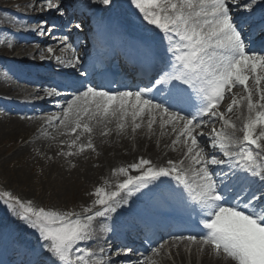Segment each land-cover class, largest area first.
Instances as JSON below:
<instances>
[{
	"label": "snow or ice",
	"instance_id": "6c2138e0",
	"mask_svg": "<svg viewBox=\"0 0 264 264\" xmlns=\"http://www.w3.org/2000/svg\"><path fill=\"white\" fill-rule=\"evenodd\" d=\"M92 3L111 7L113 0ZM130 5L160 35L161 53L148 86L105 88L80 83L88 70L69 43V35H65L58 39L61 52L70 50L73 55L58 56L49 46L47 59L76 69L79 75L66 85L74 89L70 98L58 104L60 111L49 115L45 123L60 130L59 135L73 137L60 141L69 149L76 148L75 152L61 148L57 153L67 157L85 149L95 150L92 121L111 123L115 118L117 134L128 128L135 133L147 116L149 133L154 125L160 129L170 126L175 134L171 144L180 146L182 158L154 165L141 157L128 166L138 175H129L128 169L121 167L119 172L127 178L111 191L96 187L91 194L95 198L80 212L34 207L31 201L8 193L0 199L19 222L38 233L39 247L32 249L34 264H115L111 249L107 250L109 258H105V248L97 250L87 245L113 231L104 221L118 213L135 193L162 178H171L187 193L185 202H191L189 206L196 214L192 223L198 231L171 236L152 247L151 256L140 254V264H156L153 256L164 252L170 257L172 248L178 249L181 244L189 253L196 246L200 253L223 256L227 264H264V54L252 50L256 41L245 30L248 26L264 33V10L259 20L252 18L255 7L264 5V0H243L247 15L233 13L232 8L240 6L239 0H130ZM41 10L55 11L60 17L66 11L62 0H44ZM81 26L77 23L74 27ZM56 30L48 20L32 29L41 35ZM250 78L254 79V90L249 87ZM236 87L246 95L239 99L233 96L226 111L246 103L248 114L240 128L221 111L226 94ZM153 93L160 94L159 99ZM256 94L259 98L254 100ZM45 95L55 98L61 93L51 87L45 89ZM217 121L222 122L220 130L202 131ZM111 132L105 127L101 135ZM85 134L87 143L78 144ZM209 144L211 151L206 152ZM132 252V248H123L114 255L119 258Z\"/></svg>",
	"mask_w": 264,
	"mask_h": 264
},
{
	"label": "bare ground",
	"instance_id": "6f19581e",
	"mask_svg": "<svg viewBox=\"0 0 264 264\" xmlns=\"http://www.w3.org/2000/svg\"><path fill=\"white\" fill-rule=\"evenodd\" d=\"M92 1V0H90ZM8 3L11 7L17 10L16 13H9L3 9H0V26H5L7 29L0 28V34L4 36L6 46L4 48L3 54L11 55L18 49V58L22 63H13L7 62L0 59V115H3L7 121L10 122L9 133L10 140L15 141V138H21L24 142L22 145L13 144L14 148L12 150V155L9 157H16L20 154L26 152L30 156L34 155L35 152L42 154L44 152L46 157L48 154L53 155V167L50 169V172L56 170L58 172L57 177L62 176V173L69 166L71 173L81 174V179L88 182L92 188V192L96 187H103L106 191L114 190L115 186L122 182L123 179L127 177L119 172L121 167L128 169L129 175H138L137 170L131 169L128 166L138 162V160L143 157L150 159L154 165L165 164L167 160H180L182 158V151L179 145L173 146L171 144L172 139L175 134L171 133L170 126L165 129H160L158 124L153 126V131L149 133L146 128V122L148 117H144V124L140 129H137L135 133L131 131L130 128L126 129L123 133L117 134L116 131V119L111 118V123L105 121L103 124H96L95 121L92 123L95 125L94 132L92 134V142L95 146V150L85 149L84 152H77L73 156H63L57 155L61 148L67 151H76V148L69 149L67 143L61 144L60 141H70L73 137H66L59 135L58 129L50 127L45 124V119L52 113L54 110L43 112L40 107L34 108L37 103L36 98L40 96L38 93L37 87L26 85L25 83L12 80L9 73L19 69L22 72L28 73L31 75L32 72L36 73L38 69L34 67H28L26 63H41L45 61L47 53V47L52 46L55 49V54L60 56H72L69 50L61 52V46L58 43L57 37L54 38H41V34L35 29L41 22H36L35 18L42 16L45 19L44 14H39L43 12L41 9L44 5V0H0V4ZM250 2V0H249ZM241 6H243V1L239 0ZM128 8V14L132 16L135 14L137 9L134 6L129 4L126 6ZM27 11L33 17L24 18L21 16V11ZM262 10H258L260 13ZM139 13V12H138ZM74 14V11H73ZM76 17V16H75ZM73 17V18H75ZM70 19L71 14L68 11L66 13L65 19ZM134 24L141 30H145L149 33H157L158 30L150 25H147L146 22H143L142 19L133 20ZM63 26V25H61ZM9 28H14L16 32L8 30ZM26 29L27 35L22 38L19 34V30ZM14 30V31H15ZM63 30V29H62ZM41 56H44L45 59H41ZM51 60L52 64L59 65L55 59ZM62 67V70L68 69L73 71L74 69ZM64 79V78H63ZM62 79V80H63ZM67 81H70L66 78ZM32 83V82H31ZM85 84L90 82H84ZM249 87L253 90L255 89V82L253 78L249 80ZM262 87H264V82H262ZM74 90V89H71ZM246 95L241 87H236L232 90L231 94H226L224 102L226 104L221 105V111L226 112V116L230 118L233 122L236 123L237 128L242 127V124L247 116V107L245 108L246 103L241 104L240 106H234L231 112L226 111V107L231 103L232 97L235 96L239 99L240 96ZM8 97L9 100H4L2 97ZM47 96L41 97L42 105L53 106V98L46 100ZM64 97V96H62ZM60 97L58 101L63 103L67 99ZM254 100L258 99V94L254 95ZM29 102V104H26ZM60 111V109L58 110ZM35 115H40L41 119H35ZM139 122V121H138ZM112 129L111 134L105 136L101 135V132L104 128ZM223 127L222 122H215L206 125L202 131L210 132L213 128L220 130ZM2 128H0L1 130ZM259 129H257L258 131ZM230 131V130H229ZM242 133H237L241 135ZM5 135V136H6ZM87 135L81 137L79 143H87ZM5 136L3 138H5ZM201 146L205 147V143L201 141ZM175 147L176 150H173ZM211 150L210 144L206 146V151ZM33 153H32V152ZM43 157V156H42ZM45 158V157H44ZM56 174V173H54ZM141 192H145V189H141ZM141 192L135 193L132 197L129 198L127 204L123 206H128L132 209H140L141 204L138 201V196ZM95 197L92 195L87 201L78 200L73 203V206H70L63 211H75L80 212L83 207L89 206L92 200ZM58 206L49 204L47 209L55 210ZM120 215H111L105 223L111 225L112 219L119 220ZM129 234L127 231L125 232ZM129 237V235H128ZM25 241V239H22ZM29 242V246L39 245L35 244L31 238H26ZM107 241V242H105ZM114 236L110 233H104L98 240L90 242L87 246L93 249L103 247L106 249L105 256L109 254L107 251L111 249V246L114 245ZM84 247V245H81ZM112 248V252H116L123 248ZM153 259L156 261V264H169L168 259L164 256H155ZM175 259H179L181 263H185L184 258L181 254V251L177 249V255ZM115 262V259H112ZM48 264H51V261H48ZM117 264V262H115ZM118 264H121L118 262ZM188 264H195V260L192 259ZM197 264H227L226 260H222L220 257H216L214 254L208 256V252L205 251L201 256Z\"/></svg>",
	"mask_w": 264,
	"mask_h": 264
},
{
	"label": "rangeland",
	"instance_id": "374dc122",
	"mask_svg": "<svg viewBox=\"0 0 264 264\" xmlns=\"http://www.w3.org/2000/svg\"><path fill=\"white\" fill-rule=\"evenodd\" d=\"M62 3L66 7H70L71 0H64ZM23 15L28 16V13L23 12ZM58 16H60L59 13L53 18L57 21ZM36 20L42 21L43 18L40 17ZM64 35L63 33L62 36ZM3 46L4 43L0 40V51ZM40 88L49 87L42 84ZM9 126L10 122L4 125L0 131V197L4 193H8L25 202L31 201L34 207H44L47 210L49 204H55L58 206L56 210L62 211V209L73 206L74 202L87 201L92 196L93 186L91 187L88 182L81 179L80 172L71 173L69 166L60 177H57L56 170L50 172V169L54 168L52 154H48L46 157L44 152L41 156L35 152L30 156L24 152L16 157H9L8 155L14 148L13 144H20V138L11 141V136L6 135L9 133ZM4 136L5 138H3ZM7 213L13 215L10 210H7L3 199H0V215Z\"/></svg>",
	"mask_w": 264,
	"mask_h": 264
}]
</instances>
